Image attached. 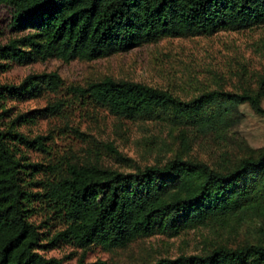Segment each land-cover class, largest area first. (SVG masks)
Returning a JSON list of instances; mask_svg holds the SVG:
<instances>
[{"label": "trees", "instance_id": "1", "mask_svg": "<svg viewBox=\"0 0 264 264\" xmlns=\"http://www.w3.org/2000/svg\"><path fill=\"white\" fill-rule=\"evenodd\" d=\"M3 4L13 10L11 27L28 30L0 43V71L14 63L50 57L94 59L161 36L211 34L264 24V0H0ZM63 84L58 70L33 72L18 83L0 84V264H66L62 257L41 251L62 239L112 249L157 232L176 235L210 220L264 217V151L221 167L179 155L129 172L71 163L43 193L64 215L67 226L44 241L46 237L31 219V203L41 193L27 188L26 177L39 164L23 161L17 147L19 143L42 145L43 136L31 138L17 125L58 109L48 104L10 118V108L3 104L8 98L40 96ZM70 88L116 114L168 119L202 132L228 131L239 121L242 103L264 114V76L256 90L213 88L189 98L168 88L113 76ZM109 146L121 155L114 145ZM145 264H264V242L220 244L206 254L161 257Z\"/></svg>", "mask_w": 264, "mask_h": 264}, {"label": "rangeland", "instance_id": "2", "mask_svg": "<svg viewBox=\"0 0 264 264\" xmlns=\"http://www.w3.org/2000/svg\"><path fill=\"white\" fill-rule=\"evenodd\" d=\"M12 11L10 6L0 5V43L28 30L18 31L11 27ZM51 70H58L63 77L64 84L59 89H47L40 96L27 99L8 98L3 104V108H10V118L48 104L58 109V112L38 116L34 122L17 125L31 138L43 136L42 145L19 143L17 147L19 155L24 156L23 161L39 164L26 177L27 188L41 193L31 203V219L46 237L44 241H50L67 226L64 215L43 193L47 184L71 163L109 166L129 172L148 164H164L179 155L221 167L264 151V114L255 111L249 103L240 105L239 121L220 134L202 132L163 118L116 114L70 88L113 76L168 88L183 98L213 88L256 90L264 76V24L220 29L211 34L161 36L94 59L65 61L50 57L31 63H14L0 71V84L18 83L29 73ZM262 103L264 106V97ZM109 145H114L121 155ZM262 242L264 217L251 216L229 222L210 220L187 227L176 235L157 232L139 237L125 247L80 246L62 239L57 245L41 251L46 256L62 257L66 264H97V261L145 264L161 257L206 254L220 244L237 246Z\"/></svg>", "mask_w": 264, "mask_h": 264}]
</instances>
